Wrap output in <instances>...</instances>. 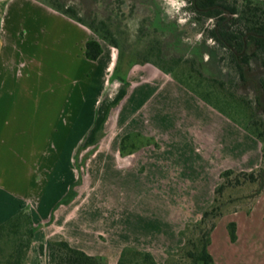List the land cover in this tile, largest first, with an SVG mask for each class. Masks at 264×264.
<instances>
[{"label": "rangeland", "instance_id": "rangeland-1", "mask_svg": "<svg viewBox=\"0 0 264 264\" xmlns=\"http://www.w3.org/2000/svg\"><path fill=\"white\" fill-rule=\"evenodd\" d=\"M48 1L74 7L87 22L98 23L107 12L119 14L114 23L122 37L117 48L89 23L49 3L0 0V60L10 75L15 106L9 117L28 121L34 142L27 145L35 155L60 150L45 202L63 185H73L72 170L76 177L74 199L57 206L48 222L36 224L30 262L49 264L46 244L67 240L109 264L128 246L151 252L159 264H174L185 243L182 232L212 205L222 172L255 170L264 155L262 143L213 102L153 63L143 64L138 30L157 7L166 21L180 25L184 41L195 45L214 21L190 24L194 13L184 0ZM90 38L103 46L97 60L85 52ZM225 70L235 77L229 65ZM132 132L151 142L121 154V139ZM251 189L225 194V214L209 247L215 264H264V191L254 199ZM230 222L236 223L234 242Z\"/></svg>", "mask_w": 264, "mask_h": 264}, {"label": "trees", "instance_id": "trees-1", "mask_svg": "<svg viewBox=\"0 0 264 264\" xmlns=\"http://www.w3.org/2000/svg\"><path fill=\"white\" fill-rule=\"evenodd\" d=\"M41 1L79 23H89L87 25L94 33L102 34L111 45L121 47L122 35L114 23L119 14L107 12L98 23L95 20L87 22L72 6ZM184 1L194 13L190 24L201 27L208 20L214 21L206 38L195 45L188 44L184 41L180 25L176 21H166L156 7L152 18L138 30L137 43L139 46L142 44L140 54L144 55L141 62L153 63L205 102H213L221 113L262 143L264 155V0ZM85 52L89 59H99L104 52L100 40H87ZM228 65L235 77L225 70ZM150 142L151 139L138 132L127 133L120 142L121 154L133 152ZM221 177L223 181L215 188L212 205L203 211L200 221L192 224L188 233L182 232L185 243L179 249L180 260L174 264H215L209 247L212 232L225 214V194L233 197L238 188L248 186L252 188L250 197L255 199L264 191V163L250 171L226 169ZM75 185L76 182L59 205L74 199ZM228 227L234 242L237 239L236 223L230 222ZM36 233L37 227L28 209H22L0 224V264H29L28 254ZM46 248L49 264H109L105 257L88 254L67 240H52ZM40 250L44 252L45 245H41ZM116 264L159 263L151 252L128 246L121 250Z\"/></svg>", "mask_w": 264, "mask_h": 264}, {"label": "crops", "instance_id": "crops-1", "mask_svg": "<svg viewBox=\"0 0 264 264\" xmlns=\"http://www.w3.org/2000/svg\"><path fill=\"white\" fill-rule=\"evenodd\" d=\"M2 63L0 60V224L14 217L22 209L30 211L35 224L48 222L71 186L69 187L68 183L64 189L63 185L62 191L55 195V198L49 203L45 202L46 189L57 171L60 150L55 153L53 148V156L51 151L35 155L32 145L30 147L27 145L34 142L33 130L29 129L27 120L9 117L15 106L9 98L13 95L10 75H7L6 70H2L5 68L2 67ZM74 150L75 147L72 148L71 156ZM54 157H57V160L50 166ZM72 172L74 176L71 183L74 184L76 177L74 170ZM62 183L64 184V181ZM29 264H33L30 258Z\"/></svg>", "mask_w": 264, "mask_h": 264}]
</instances>
